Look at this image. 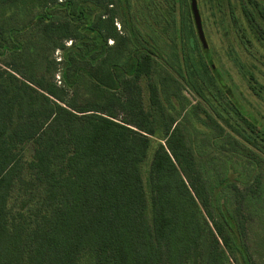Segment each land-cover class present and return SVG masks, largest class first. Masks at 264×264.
Wrapping results in <instances>:
<instances>
[{
    "label": "trees",
    "instance_id": "1",
    "mask_svg": "<svg viewBox=\"0 0 264 264\" xmlns=\"http://www.w3.org/2000/svg\"><path fill=\"white\" fill-rule=\"evenodd\" d=\"M78 1L102 10L89 26L51 15L58 0H0L21 23L0 24V264H80L84 251L89 264H250L248 219L264 210V169L239 186L210 159L197 160L179 126L166 123L164 136L151 139L140 85L150 55L108 73L113 88L90 72L88 81L76 59L83 31L98 40L93 67L125 59L130 39L116 30L113 0ZM26 2L41 9L29 20L13 11ZM192 33L197 39L195 25Z\"/></svg>",
    "mask_w": 264,
    "mask_h": 264
},
{
    "label": "rangeland",
    "instance_id": "2",
    "mask_svg": "<svg viewBox=\"0 0 264 264\" xmlns=\"http://www.w3.org/2000/svg\"><path fill=\"white\" fill-rule=\"evenodd\" d=\"M58 1V5L49 7V13L58 19L68 13L80 28L89 26L102 14L101 9L90 3ZM196 2L207 53H203L199 38L192 33L195 24L186 0H113L116 30L130 39L125 59L93 67L99 59L98 40L96 35L83 31L86 43L76 54L77 63L83 66L79 72L88 81L89 75L85 74L93 73L104 88H110L108 73L116 77L128 69L131 57L148 53L150 73L140 79V85L144 108L155 124L151 139L164 136L166 123L179 126L197 160L210 159L220 175L242 186L264 169V0ZM26 4L21 13L13 9L20 17L25 11V20L41 11L35 2ZM15 19L18 21L12 8L0 3V24L20 26ZM72 43L66 40L65 45L69 47ZM106 43L110 45L112 40ZM53 57L59 61L63 53L55 50ZM110 65L115 67L112 69ZM58 67L64 71L62 63ZM66 75L69 81L71 72ZM150 84L157 93L160 108L149 102ZM82 88L79 84V89ZM88 91L85 86L83 93ZM91 95L90 91L88 98ZM232 102L252 119L251 129L242 125ZM150 154L151 151L141 164L145 183ZM261 209L248 219L250 264H264V210ZM88 252L80 255V264L91 263Z\"/></svg>",
    "mask_w": 264,
    "mask_h": 264
},
{
    "label": "water",
    "instance_id": "3",
    "mask_svg": "<svg viewBox=\"0 0 264 264\" xmlns=\"http://www.w3.org/2000/svg\"><path fill=\"white\" fill-rule=\"evenodd\" d=\"M189 5L191 8L194 24H195V27H196V30L198 33V37H199L200 41L203 43L204 47L206 48V43L204 40V33H203V29H202L200 14L198 11L196 0H189Z\"/></svg>",
    "mask_w": 264,
    "mask_h": 264
}]
</instances>
